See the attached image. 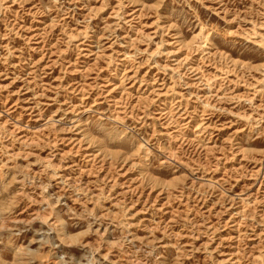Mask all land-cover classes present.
Returning a JSON list of instances; mask_svg holds the SVG:
<instances>
[{"label": "rangeland", "instance_id": "rangeland-1", "mask_svg": "<svg viewBox=\"0 0 264 264\" xmlns=\"http://www.w3.org/2000/svg\"><path fill=\"white\" fill-rule=\"evenodd\" d=\"M0 264H264V0H0Z\"/></svg>", "mask_w": 264, "mask_h": 264}]
</instances>
